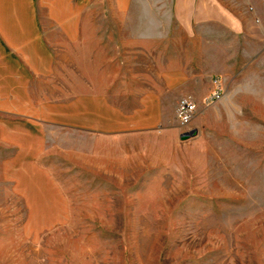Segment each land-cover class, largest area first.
<instances>
[{"label": "rangeland", "instance_id": "obj_1", "mask_svg": "<svg viewBox=\"0 0 264 264\" xmlns=\"http://www.w3.org/2000/svg\"><path fill=\"white\" fill-rule=\"evenodd\" d=\"M168 11L167 51L134 59L128 36L105 35L117 22L95 20L110 59L80 69L78 52L56 90L41 86L51 104L104 94L129 111L160 88L163 57H192L210 91L186 128L175 115L97 142L43 132L34 118L47 116L0 117V264H264V0H169ZM33 100L34 111L50 102Z\"/></svg>", "mask_w": 264, "mask_h": 264}, {"label": "crops", "instance_id": "obj_2", "mask_svg": "<svg viewBox=\"0 0 264 264\" xmlns=\"http://www.w3.org/2000/svg\"><path fill=\"white\" fill-rule=\"evenodd\" d=\"M168 3L169 0H0V117L47 116L48 120L43 121L34 118L43 132L45 128L59 127L97 142L151 132L174 122L181 99L188 98L196 104L210 91L208 76L188 70L194 66L192 57L177 56L173 62L163 57L157 64L165 68L160 88L143 92L137 106L129 111L111 103L104 94L84 93L66 98L63 104H51L56 96L51 97L41 86L48 83L56 90L60 68L67 70L66 75L71 74L72 61L78 58L75 55L78 52L80 69L89 65L90 60L110 59L101 55L108 51L109 44L98 39L94 45L93 37L101 35L100 28L94 30L95 20L117 22V31L105 35L128 36L123 50L131 53L132 58L136 53L151 58L159 46L160 51H167ZM190 3L193 5L195 0ZM121 21L129 26L121 27ZM157 39L159 45L154 44ZM121 48L120 42L118 52L123 51ZM112 60L116 61L114 56ZM36 97L50 102L34 111L30 105ZM15 147L20 148L18 144Z\"/></svg>", "mask_w": 264, "mask_h": 264}, {"label": "built area", "instance_id": "obj_3", "mask_svg": "<svg viewBox=\"0 0 264 264\" xmlns=\"http://www.w3.org/2000/svg\"><path fill=\"white\" fill-rule=\"evenodd\" d=\"M216 86L213 88L212 93L206 99L205 103L208 104L211 101H214L220 96V89L217 87V82H215ZM196 112V104L191 99L185 98L181 99L176 108V119L181 128H186L192 121L194 114Z\"/></svg>", "mask_w": 264, "mask_h": 264}, {"label": "water", "instance_id": "obj_4", "mask_svg": "<svg viewBox=\"0 0 264 264\" xmlns=\"http://www.w3.org/2000/svg\"><path fill=\"white\" fill-rule=\"evenodd\" d=\"M195 135V131H188L181 135V139H186L189 137H193Z\"/></svg>", "mask_w": 264, "mask_h": 264}]
</instances>
